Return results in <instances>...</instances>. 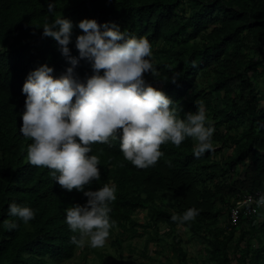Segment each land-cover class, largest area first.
Wrapping results in <instances>:
<instances>
[{
  "label": "trees",
  "instance_id": "trees-1",
  "mask_svg": "<svg viewBox=\"0 0 264 264\" xmlns=\"http://www.w3.org/2000/svg\"><path fill=\"white\" fill-rule=\"evenodd\" d=\"M49 3L54 5L51 10ZM62 15L73 21L69 49L78 58L74 75L84 79L92 73L90 62L80 58L75 47V37L83 31L77 22L82 18L114 21L127 35L158 43L154 52L159 57L151 58L158 76L144 75L174 101L178 115L183 117L203 103L215 128L214 148L202 156L193 155L195 143L189 137L180 146L162 144L164 156L148 168L125 160L119 140L92 145L90 154L100 158L101 176L86 187L117 185L110 212L116 225L110 235L115 229L143 234L138 227L145 231L150 226L133 218L138 209L149 210L152 225L172 227L174 213L195 206L199 215L190 222L206 229L215 223L220 195L261 191L264 196V96L261 100L254 90L260 75L255 65L263 66L264 73L260 58L264 0H0V264L62 261L73 257L78 245L70 239L78 233L68 227L66 209L85 203L87 197L75 188H62L47 167L27 163L26 147L31 140L19 130L25 104L22 84L29 71L47 63L53 67V76H58L70 65L58 42L42 35V26ZM246 50H252L255 58H247ZM200 78L212 82L198 88ZM241 123L245 126L239 130ZM216 143L220 144L217 151L232 146L226 160L213 159ZM242 161L244 166L238 170L236 165ZM225 165L228 178L218 180ZM13 202L32 207L34 218L25 224L10 216ZM8 220L19 226L9 230ZM247 226L264 230V212L258 226ZM173 238L178 264H186L179 237ZM262 250L247 247L240 254L242 264H264ZM217 253L224 264H231L225 245L217 246Z\"/></svg>",
  "mask_w": 264,
  "mask_h": 264
},
{
  "label": "clouds",
  "instance_id": "clouds-1",
  "mask_svg": "<svg viewBox=\"0 0 264 264\" xmlns=\"http://www.w3.org/2000/svg\"><path fill=\"white\" fill-rule=\"evenodd\" d=\"M48 7L51 10L54 5L49 3ZM77 25L83 31L76 35L75 47L79 57L90 62L92 73L84 79L74 75L78 58L70 55L69 49L73 21L62 15L45 23L42 35L58 42L70 65L58 76H53V67L47 63L29 71L22 84L25 104L19 130L31 140L26 147L27 163L47 167L62 188H75L87 197L85 203H74L66 209V223L78 233L70 238L72 243L102 248L116 225L110 212L117 185L112 182L96 189L86 187L101 176L100 158L90 154L92 145L119 140L125 160L137 168H148L164 156L162 144L180 146L189 137L195 141L193 155L202 156L214 148L215 128L203 103L180 117L174 101L146 80V72L158 76L151 60L153 46L147 37L129 36L114 21L98 23L95 18H82ZM177 76L170 80L175 82ZM241 194L232 197L230 205ZM258 203L264 204V196ZM261 205L257 208L256 216L261 217L257 226L263 220ZM199 211L189 207L182 214L174 213L171 219L184 224L194 220ZM8 214L26 224L35 211L13 202ZM5 225L9 230L19 226L15 220Z\"/></svg>",
  "mask_w": 264,
  "mask_h": 264
},
{
  "label": "rangeland",
  "instance_id": "rangeland-1",
  "mask_svg": "<svg viewBox=\"0 0 264 264\" xmlns=\"http://www.w3.org/2000/svg\"><path fill=\"white\" fill-rule=\"evenodd\" d=\"M157 45L158 43L152 45V59L159 57L154 52ZM246 53L247 58H255L252 50H246ZM260 58L264 62V46ZM255 66L260 75H258L254 90L257 97L262 100L263 97L260 96H264V73L261 71L263 66L258 64ZM210 82H212L211 78H200L197 81V87H206ZM233 94L236 93L233 91ZM206 114L210 119L207 111ZM244 126L245 123H241L238 125V129L241 130ZM219 146L220 144L216 143L213 159L226 160L232 146L221 147L217 151ZM244 161L236 165L238 170H242ZM223 170L218 180L228 178V166L225 165ZM231 199L230 195H220V199L215 205V223L206 229L200 224L191 222L184 224L176 222L172 227L165 224L154 226L149 219L151 216L149 210L147 208L138 209L133 214V218L150 226L145 231L142 227H138L140 232H144L140 236L115 229L108 237L104 247L93 248L87 243L84 246L77 245L73 257L62 261H52L49 264H178L179 258L173 249L175 241L173 235L179 237L180 246L185 251L186 264H224L220 259V254L217 253V246L219 245H225L227 258L231 264H242V255L240 254L247 247L263 249L261 252L264 261V230L260 231V229L248 227L246 222L231 223L227 218L225 209ZM260 211L264 212V204L261 205ZM259 218L261 217L259 216ZM155 229H157V234ZM232 253L233 257H231Z\"/></svg>",
  "mask_w": 264,
  "mask_h": 264
},
{
  "label": "built area",
  "instance_id": "built-area-1",
  "mask_svg": "<svg viewBox=\"0 0 264 264\" xmlns=\"http://www.w3.org/2000/svg\"><path fill=\"white\" fill-rule=\"evenodd\" d=\"M261 198V192L256 191L255 193L243 192L236 199L231 202L228 208V220L231 223H238L241 220L247 222V224L255 225L259 222V217L256 216L258 201ZM243 221V222H244Z\"/></svg>",
  "mask_w": 264,
  "mask_h": 264
}]
</instances>
